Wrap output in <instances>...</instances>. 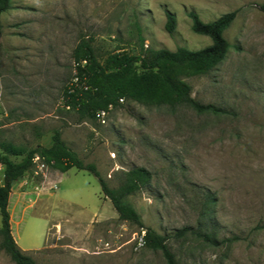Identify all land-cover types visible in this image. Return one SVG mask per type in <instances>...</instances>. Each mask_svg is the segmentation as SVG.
Returning <instances> with one entry per match:
<instances>
[{
  "label": "rangeland",
  "instance_id": "rangeland-1",
  "mask_svg": "<svg viewBox=\"0 0 264 264\" xmlns=\"http://www.w3.org/2000/svg\"><path fill=\"white\" fill-rule=\"evenodd\" d=\"M167 10L176 17L171 33ZM190 10L205 22L235 12L223 33L225 59L184 78L216 112L124 100L100 123L66 107L80 42L101 62L141 44L200 49L211 38L192 31ZM55 129L110 186L133 166L147 168L151 181L127 197L144 224L137 226L118 218L86 170H53L58 188L36 195L33 165L11 191L8 210L15 242L34 264H167L161 249L134 248L136 233L148 227L166 236L180 264H264V0H10L0 12V152L18 161L38 144L49 146ZM5 143L23 153L10 154ZM185 226L218 243L174 234ZM1 242L0 232V264H17Z\"/></svg>",
  "mask_w": 264,
  "mask_h": 264
},
{
  "label": "trees",
  "instance_id": "trees-1",
  "mask_svg": "<svg viewBox=\"0 0 264 264\" xmlns=\"http://www.w3.org/2000/svg\"><path fill=\"white\" fill-rule=\"evenodd\" d=\"M8 8L10 0H0V12ZM187 15L191 19L192 31L211 38L209 45L196 50L184 46L170 50L144 47L141 44L137 52H113L101 62L88 42H80L73 57L74 61L86 60L82 66H77V72L87 88L76 87L70 92L66 86L64 103L76 108L81 116L94 119L98 109L107 108L109 104L114 107L120 104V98L123 101H137L147 105H188L198 112H216L217 107L202 104L191 95V86L184 78L206 74L225 59L230 44L223 33L234 20L235 12H226L207 22L201 20L193 10L188 11ZM164 26L169 33L176 27L175 14L168 10ZM3 147L10 154L23 153V150L10 143H5ZM35 154L43 156L60 172L76 167L93 173L98 178L101 192L110 200L118 218L137 226L144 225L137 210L127 202V197L149 186L151 172L145 167L133 166L121 171L119 184L112 187L101 176L95 164L84 163L61 137L60 131L55 129L49 146L38 144L18 161L12 160L7 153L0 152V163L4 165L3 181L0 184L1 246L17 264H34L35 261L17 246L12 236L8 202L13 184L31 169ZM187 231L201 235L211 244L218 243L211 234H202L188 226L176 230L174 234L182 236ZM236 239L237 236H233L227 241ZM165 240V235L149 227L145 229V246L161 249L167 264H180L175 261Z\"/></svg>",
  "mask_w": 264,
  "mask_h": 264
},
{
  "label": "built area",
  "instance_id": "built-area-1",
  "mask_svg": "<svg viewBox=\"0 0 264 264\" xmlns=\"http://www.w3.org/2000/svg\"><path fill=\"white\" fill-rule=\"evenodd\" d=\"M86 62V60L82 59L80 61H74L73 60V74L70 78V81L67 85L68 90L74 91L76 87H81L86 89L87 85L84 83V81L81 79V77L78 75L77 72V66L83 65ZM120 101H123V98H120ZM67 108L70 106L66 105ZM113 108L112 104H109L107 108L98 109L95 112V120H97L100 123H105L107 119V115L109 111ZM32 162L34 165V174L39 176V181L34 187L33 193L36 195H40L41 193L50 192L58 188L59 184V175L55 176L53 175L56 169H54L49 162L45 160L43 156L40 154H35L32 157ZM0 174L3 176L4 174V165L0 163ZM3 181V179H2ZM145 245V230H141L140 232H137L134 237V248L138 249Z\"/></svg>",
  "mask_w": 264,
  "mask_h": 264
},
{
  "label": "crops",
  "instance_id": "crops-1",
  "mask_svg": "<svg viewBox=\"0 0 264 264\" xmlns=\"http://www.w3.org/2000/svg\"><path fill=\"white\" fill-rule=\"evenodd\" d=\"M65 172V171H64ZM60 173H63V172H60ZM20 184V181H17L16 183H14V185L12 186V188H11V191H14L17 187H18V185ZM16 228H17V231H18V226H17V224L16 225H14ZM50 227V226H49ZM48 227V228H49ZM47 228V229H48ZM11 229H12V234H13V224H12V222H11ZM13 237H14V234H13ZM14 239H15V237H14ZM15 241H16V239H15ZM44 246V245H43ZM42 246V247H43ZM41 247V248H42ZM20 248V247H19ZM21 250H23L24 252H26V251H29L28 249H26V248H20Z\"/></svg>",
  "mask_w": 264,
  "mask_h": 264
}]
</instances>
